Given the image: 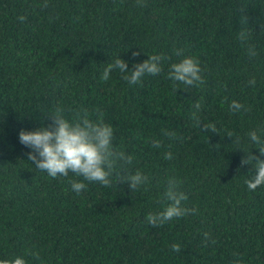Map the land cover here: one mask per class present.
I'll list each match as a JSON object with an SVG mask.
<instances>
[{
  "label": "trees",
  "instance_id": "1",
  "mask_svg": "<svg viewBox=\"0 0 264 264\" xmlns=\"http://www.w3.org/2000/svg\"><path fill=\"white\" fill-rule=\"evenodd\" d=\"M154 54L164 57L157 76L101 79L117 57L132 70ZM185 56L203 83L174 89L168 72ZM57 110L110 124L133 157L128 173L149 182L131 191L117 168L108 186L83 181L77 194L71 181L82 177L36 169L19 133ZM251 131H264V0H0V259L264 264V185L249 190L242 164L259 155ZM170 177L195 211L149 224L169 203Z\"/></svg>",
  "mask_w": 264,
  "mask_h": 264
},
{
  "label": "clouds",
  "instance_id": "2",
  "mask_svg": "<svg viewBox=\"0 0 264 264\" xmlns=\"http://www.w3.org/2000/svg\"><path fill=\"white\" fill-rule=\"evenodd\" d=\"M244 38V34H241ZM249 55L255 57L257 52L254 48H249ZM148 58L142 63L134 64L129 70L128 63L117 57L103 71L101 79L109 80L113 71H118L129 85H136L145 76H157L161 72L162 55H147ZM168 78L173 81V88L198 86L203 83L201 67L199 62L190 56H185L170 66ZM256 80L249 81L250 86H254ZM199 105H197V108ZM244 106L238 101H232L230 109L239 112ZM52 123L48 126H41L35 130H22L19 133V141L31 151L28 154L29 160L34 162L35 168L45 172L48 176L56 178L58 176L67 177L73 173L82 180L71 181V190L77 194L86 189L83 181L98 182L108 186L113 172L119 168L117 173L119 182L127 184L133 191L149 182V177L137 170L130 174L127 166L133 163V157L119 149L114 143V129L110 124L103 121H93L86 114L79 115L78 118L68 119L57 110L55 114H49ZM215 132L214 126H205ZM167 134V133H166ZM250 142L259 151V155L247 152L242 164L251 165L253 175L246 180L249 190H255L264 185V131H251L248 133ZM156 147L159 143L156 142ZM166 159H172L171 153L165 154ZM181 181L176 177H170L163 192V198L169 203L163 211L155 215L148 216V223L152 225L163 224L174 218L182 217L194 209H187L182 206V202L187 200V195L181 190ZM174 251H179V247L174 245ZM36 255L37 259L38 254ZM0 264H27L22 256L0 259Z\"/></svg>",
  "mask_w": 264,
  "mask_h": 264
}]
</instances>
